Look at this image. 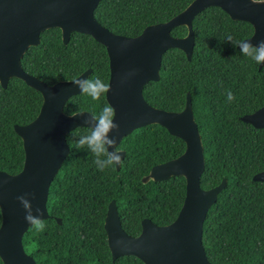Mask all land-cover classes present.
I'll return each instance as SVG.
<instances>
[{
    "label": "trees",
    "instance_id": "obj_1",
    "mask_svg": "<svg viewBox=\"0 0 264 264\" xmlns=\"http://www.w3.org/2000/svg\"><path fill=\"white\" fill-rule=\"evenodd\" d=\"M193 0H101L96 18L111 31L135 36L153 23L163 22L184 10ZM195 45L192 60L179 48L168 49L162 59L161 78L144 87L145 99L170 111L185 107L192 96L196 121L205 147L204 189L228 182L204 222L203 244L213 264H264V181L253 175L264 170V128L241 117L264 105V67L245 56L236 41L254 32L248 21L235 20L219 6L198 13L193 20ZM179 25L172 34L183 37ZM233 37V43L227 36ZM24 69L49 84L77 77L88 68L89 78L109 83L106 47L91 35L74 31L64 43L62 30L41 33V43L22 58ZM231 91L234 99H227ZM42 94L21 80L0 85V170L19 172L25 159L23 141L15 124H27L38 115ZM109 105L106 93L99 100L80 93L65 105L69 114L90 111L99 115ZM87 127L67 135L71 152L52 181L50 217L42 232L30 227L23 237L26 251L38 264H145L134 255L113 260L104 227L108 205L115 199L123 228L139 235L142 219L157 224L173 222L186 196L184 176L143 182L151 168L181 155L185 141L160 124H150L127 135L119 144L126 150L120 170L103 172L87 147H77ZM56 217H61L60 224ZM2 213L0 209V225ZM0 264H4L0 258Z\"/></svg>",
    "mask_w": 264,
    "mask_h": 264
},
{
    "label": "water",
    "instance_id": "obj_2",
    "mask_svg": "<svg viewBox=\"0 0 264 264\" xmlns=\"http://www.w3.org/2000/svg\"><path fill=\"white\" fill-rule=\"evenodd\" d=\"M101 0H0V83L6 88L12 77L21 78L43 96V103L35 119L27 124H15L23 141L24 165L17 173L0 170V258L4 264H38L24 246L23 237L31 225L25 220V209L19 196L27 195L33 214L41 219L50 217L48 200L52 181L71 152L68 133L77 127H87L90 111L67 113L68 100L81 90L73 83L89 78L88 68L77 77L49 84L27 72L22 58L31 46L41 43V33L58 27L64 43H69L74 31L91 35L102 43L110 64V90L106 98L116 112L119 124L117 146L135 130L150 124L164 126L170 134L182 138L185 151L176 158L153 166L143 182L160 181L172 176H184L186 196L176 219L165 225L149 218L142 219L139 235L129 234L122 225L118 205L111 200L104 227L113 260L134 255L145 264H213L203 244L204 222L210 208L227 185V178L209 189L201 187L206 167L205 147L195 118L191 93L181 111H170L151 105L144 96V87L161 78L164 53L170 48L183 50L192 60L195 45L193 20L208 7L219 6L232 19L250 22L254 32L244 40L257 44L264 40V0H193L184 10L163 22L146 26L135 36L111 31L95 16ZM185 25L183 37L172 30ZM239 48V47H238ZM240 49V48H239ZM264 64H259L263 68ZM241 119L256 128H264V105ZM113 151L114 149H109ZM124 159L126 150L120 149ZM122 165H117L120 170ZM264 181V170L253 175ZM34 196V198H33ZM36 209H40L37 212ZM42 213V215H41ZM62 224L61 217H56ZM239 264V263H237Z\"/></svg>",
    "mask_w": 264,
    "mask_h": 264
},
{
    "label": "clouds",
    "instance_id": "obj_3",
    "mask_svg": "<svg viewBox=\"0 0 264 264\" xmlns=\"http://www.w3.org/2000/svg\"><path fill=\"white\" fill-rule=\"evenodd\" d=\"M252 2H259V0H252ZM227 41L233 43V37L230 34L227 36ZM234 45L238 46L245 56L250 57L257 64H264V40L259 41L255 45L250 40H241L236 41ZM73 83L81 90L82 94L90 97L92 100H99L103 94L110 90L109 84L98 77L94 79H77ZM227 99L229 101L234 99L230 90L227 92ZM115 115V109L107 104L102 108L99 115L90 114L85 121L88 132L81 135L77 141V147H87L94 155V164L101 172L109 167H115L123 163L116 138L111 135L114 131L118 132L119 130V124L114 122ZM109 149L114 150L110 151ZM17 199L25 209L26 222L38 232H42L46 224L43 219L33 214V205L27 198V195L19 196ZM36 211L40 212V209H36Z\"/></svg>",
    "mask_w": 264,
    "mask_h": 264
},
{
    "label": "flooded vegetation",
    "instance_id": "obj_4",
    "mask_svg": "<svg viewBox=\"0 0 264 264\" xmlns=\"http://www.w3.org/2000/svg\"><path fill=\"white\" fill-rule=\"evenodd\" d=\"M34 75V74H33ZM34 76H36V75H34ZM36 77H38V76H36ZM38 78H40V77H38ZM41 79V78H40ZM15 80H21V81H23L21 78H18V77H12V78H10L9 79V81H8V84L11 82V81H15ZM43 80V79H42ZM23 82H25V81H23ZM26 83V82H25ZM27 84V83H26ZM0 85H1V83H0ZM28 85V84H27ZM4 88V87H3ZM118 147V146H117Z\"/></svg>",
    "mask_w": 264,
    "mask_h": 264
},
{
    "label": "bare ground",
    "instance_id": "obj_5",
    "mask_svg": "<svg viewBox=\"0 0 264 264\" xmlns=\"http://www.w3.org/2000/svg\"><path fill=\"white\" fill-rule=\"evenodd\" d=\"M68 44V43H67Z\"/></svg>",
    "mask_w": 264,
    "mask_h": 264
}]
</instances>
